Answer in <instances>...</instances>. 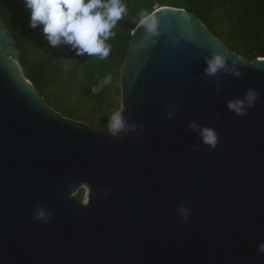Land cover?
Listing matches in <instances>:
<instances>
[{
    "label": "water",
    "instance_id": "1",
    "mask_svg": "<svg viewBox=\"0 0 264 264\" xmlns=\"http://www.w3.org/2000/svg\"><path fill=\"white\" fill-rule=\"evenodd\" d=\"M153 12L156 34L132 32L115 134L45 102L0 16V264H264V57L186 8ZM214 53L226 70L208 75Z\"/></svg>",
    "mask_w": 264,
    "mask_h": 264
},
{
    "label": "trees",
    "instance_id": "2",
    "mask_svg": "<svg viewBox=\"0 0 264 264\" xmlns=\"http://www.w3.org/2000/svg\"><path fill=\"white\" fill-rule=\"evenodd\" d=\"M128 16L118 21L115 36L107 43L110 55L100 60L77 56L71 45L52 46L43 25L30 27L24 0H0V16L20 50V61L36 89L63 116L103 127L121 108V73L132 32L141 12L152 13L160 5L186 8L232 50L249 60L264 57V0H121ZM111 82L97 93L104 77ZM80 199L83 200L82 197Z\"/></svg>",
    "mask_w": 264,
    "mask_h": 264
},
{
    "label": "clouds",
    "instance_id": "3",
    "mask_svg": "<svg viewBox=\"0 0 264 264\" xmlns=\"http://www.w3.org/2000/svg\"><path fill=\"white\" fill-rule=\"evenodd\" d=\"M24 4L30 12V27L43 25L42 31L52 46L63 42L71 45L77 56L87 54L88 57L96 56L100 60L110 55L111 48L107 41L115 36L113 29L118 21L128 16V8L121 0H24ZM157 25L155 12H141L137 27L143 26L147 34L154 35L157 33ZM205 59L206 74L215 75L222 69L226 70L225 56L214 53ZM111 79L110 75L104 77L99 86H93L91 91L97 93L104 85L110 83ZM27 80L30 79L27 77ZM258 95L255 89H249L242 100L230 101L227 107L237 115H245V103L248 107L253 106ZM168 117H172L171 112L168 113ZM124 127L125 121L121 113L113 114L110 118V131L115 134ZM189 127L195 130L197 126L191 123ZM202 140L215 148L217 136L214 130L203 129ZM181 212L184 213L186 210L182 208ZM42 216L41 212L37 219ZM260 251L264 252V245L260 246Z\"/></svg>",
    "mask_w": 264,
    "mask_h": 264
},
{
    "label": "rangeland",
    "instance_id": "4",
    "mask_svg": "<svg viewBox=\"0 0 264 264\" xmlns=\"http://www.w3.org/2000/svg\"><path fill=\"white\" fill-rule=\"evenodd\" d=\"M222 41H223V40H222ZM18 63H19V65H20V67L24 70V68H23V66H22V64H21V61H19ZM25 81H27V83L33 88L34 84H33L32 81H30V80H25ZM118 83L121 85V80H120ZM32 85H33V86H32ZM34 87H35V86H34ZM35 88H36V87H35ZM36 90H37V89H36ZM37 91H38V90H37ZM38 93H40V92L38 91ZM42 97L44 98L45 102L47 103L45 97H44V96H42ZM118 98L120 99V101H121V103H122V95H120ZM47 104L55 109V107H54L52 104H50V103H47ZM57 111H58V110H57ZM58 112H59V111H58ZM114 114H115V113H114ZM79 121H80V120H79ZM85 123H87V122H85ZM87 124H88V123H87ZM94 127H96V128H104V127H105V128L110 129V122L107 123L106 125H104L103 127H98V126H94ZM86 193H87V188L82 187V188H80L79 191L76 193V196H78L79 198L82 197L83 200H85Z\"/></svg>",
    "mask_w": 264,
    "mask_h": 264
},
{
    "label": "bare ground",
    "instance_id": "5",
    "mask_svg": "<svg viewBox=\"0 0 264 264\" xmlns=\"http://www.w3.org/2000/svg\"><path fill=\"white\" fill-rule=\"evenodd\" d=\"M84 188H87V191H88V187L85 186Z\"/></svg>",
    "mask_w": 264,
    "mask_h": 264
}]
</instances>
